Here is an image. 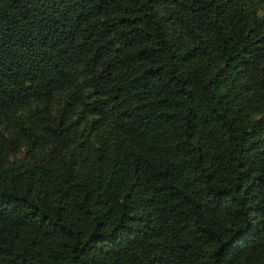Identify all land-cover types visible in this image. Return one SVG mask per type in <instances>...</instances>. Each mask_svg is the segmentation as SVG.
I'll use <instances>...</instances> for the list:
<instances>
[{"label": "trees", "instance_id": "16d2710c", "mask_svg": "<svg viewBox=\"0 0 264 264\" xmlns=\"http://www.w3.org/2000/svg\"><path fill=\"white\" fill-rule=\"evenodd\" d=\"M0 264H264V0H0Z\"/></svg>", "mask_w": 264, "mask_h": 264}]
</instances>
